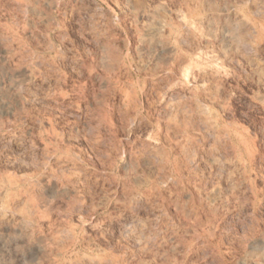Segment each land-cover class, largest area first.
I'll list each match as a JSON object with an SVG mask.
<instances>
[{
    "label": "rangeland",
    "instance_id": "1",
    "mask_svg": "<svg viewBox=\"0 0 264 264\" xmlns=\"http://www.w3.org/2000/svg\"><path fill=\"white\" fill-rule=\"evenodd\" d=\"M93 260L264 264V0H0V264Z\"/></svg>",
    "mask_w": 264,
    "mask_h": 264
},
{
    "label": "bare ground",
    "instance_id": "2",
    "mask_svg": "<svg viewBox=\"0 0 264 264\" xmlns=\"http://www.w3.org/2000/svg\"><path fill=\"white\" fill-rule=\"evenodd\" d=\"M186 23V22H185ZM219 68V67H218ZM189 72L188 71H185L183 74H184V76L186 77V79H187V77H189V74H188ZM218 73V72H217ZM211 162L212 163H215L216 162V158L214 157V156H212V159H211ZM90 260V259H89ZM90 264H100V261H95V260H93V261H91L90 262Z\"/></svg>",
    "mask_w": 264,
    "mask_h": 264
}]
</instances>
